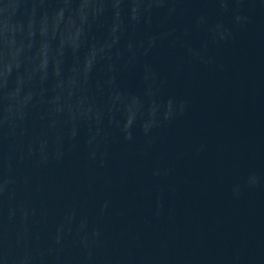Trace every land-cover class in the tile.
<instances>
[{
  "label": "water",
  "instance_id": "water-1",
  "mask_svg": "<svg viewBox=\"0 0 264 264\" xmlns=\"http://www.w3.org/2000/svg\"><path fill=\"white\" fill-rule=\"evenodd\" d=\"M0 264H264V0H0Z\"/></svg>",
  "mask_w": 264,
  "mask_h": 264
}]
</instances>
